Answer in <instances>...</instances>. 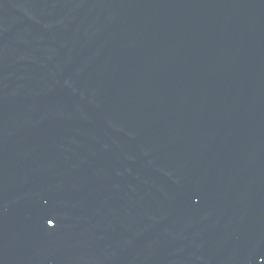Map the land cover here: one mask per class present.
<instances>
[{"label": "water", "instance_id": "1", "mask_svg": "<svg viewBox=\"0 0 264 264\" xmlns=\"http://www.w3.org/2000/svg\"><path fill=\"white\" fill-rule=\"evenodd\" d=\"M0 264H264V0H0Z\"/></svg>", "mask_w": 264, "mask_h": 264}]
</instances>
